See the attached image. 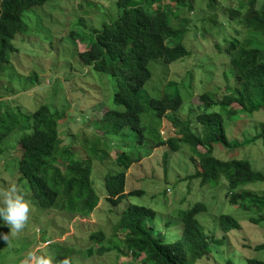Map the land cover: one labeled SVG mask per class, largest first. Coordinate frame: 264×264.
Returning a JSON list of instances; mask_svg holds the SVG:
<instances>
[{"label": "rangeland", "instance_id": "1", "mask_svg": "<svg viewBox=\"0 0 264 264\" xmlns=\"http://www.w3.org/2000/svg\"><path fill=\"white\" fill-rule=\"evenodd\" d=\"M195 2L194 9H190L187 5L175 6L169 0H160L161 8L171 10L174 26L184 20L185 25L193 27L182 40L189 55L171 64H165L160 59L151 62V78L141 90L142 100L146 102L159 99L168 82L178 85L183 103L174 116L187 121L191 128L197 127L195 117L202 104L200 94L211 93L219 101L224 96L229 82L225 73L232 69L224 54L217 49L227 47V40L234 37L233 29L242 31L238 25L235 27L233 21L228 24L230 0H220L215 10L207 7V0ZM117 14L115 0H49L42 6L26 10L22 16L25 30L15 36L16 50L1 73L0 87H3V92L0 93V100H5L10 106H20L27 113L42 104L52 111H58L63 115L58 131L65 143L70 135L93 137L96 125L101 123L103 113L111 106L115 82L109 75L83 65L77 51L79 48L83 50L89 43L93 30L99 29L103 22L112 21ZM212 15H216L213 18L215 25L203 21ZM201 28L206 29L204 36L200 34ZM72 34L80 36L81 40L77 41ZM240 36H243V32ZM31 75L33 80L29 79ZM4 89H8L7 94ZM150 113L141 118L147 133H154L158 129L165 139L176 136L177 129L167 120L153 116L151 121L148 117ZM263 121L264 114L226 118V134L233 147L227 149L216 145L214 156L223 161H248L253 170L264 174V146L261 142L239 148L234 146L252 138L258 124ZM96 132L101 133L99 129ZM128 132L130 135L127 137L113 135L116 148L109 151L101 162L95 161L91 166V181L99 203L93 213L85 218L58 209H44L37 205L27 187L21 188L17 182L20 177V145L15 140L24 133L22 129L15 130L1 143L0 147H4L5 152L0 155V190L16 186L29 201L30 213L23 229L10 234L7 242L0 240V245H3L0 248V264H38L41 259H47L49 264H58L51 254H55L59 247L72 250L74 264H142V257L136 260L122 246V233L113 232L112 227L120 214L129 205L154 210L153 225L157 230L165 231L166 241L172 242L182 234L178 213L188 210L197 202H203L208 208L206 213L197 216V220L217 240L222 242L224 238V244L215 245L209 259L199 260L195 264H248L249 258L264 261V250H253L264 243V221L257 225L251 223L250 219L259 216L230 204L224 178H220L215 187L201 186L198 181H185L184 178L194 172L187 146L182 145L178 152H171L162 146L146 155L147 142L137 144L136 134ZM117 148L119 152L125 151L132 157H143L127 170L124 185L125 194L135 190H141L142 194L126 195L117 205H112L107 200L103 177L104 173L106 176L121 171L114 163ZM164 154L166 162L163 160ZM243 188L264 195V185L239 187ZM221 214L232 216L239 222L240 229L223 232L217 223ZM261 215L264 216V212ZM8 231L7 226L0 224V232ZM99 231L105 234L103 241L89 239L91 234ZM100 245L110 251L97 254L96 249Z\"/></svg>", "mask_w": 264, "mask_h": 264}, {"label": "trees", "instance_id": "2", "mask_svg": "<svg viewBox=\"0 0 264 264\" xmlns=\"http://www.w3.org/2000/svg\"><path fill=\"white\" fill-rule=\"evenodd\" d=\"M47 1L0 0V80L5 65L9 64L11 54L16 50L14 38L25 30L22 20L24 12ZM169 1L175 6L187 5L190 9H194L196 3V0ZM219 1L207 0V7L215 10L220 5ZM159 2L115 0L117 17L93 30L89 43L83 50L79 48L77 51L83 65L109 75L115 82L111 106L106 108L101 123L96 125V131L99 129L102 134L94 131V138L70 135L65 143L58 131L59 123L63 120V115L58 111H52L42 104L27 113L20 106H10L5 100H0V145L15 130L22 129L24 133L15 140L20 145V177L17 182L21 188L27 187L37 205L44 209H58L83 218L89 217L99 203L91 181V166L95 161L101 162L109 151L116 148L113 135L127 137L130 135L128 131L136 134L137 144L147 142L146 155L162 146L171 152H178L185 145L189 149V161L194 172L184 180L215 187L219 179L224 178L230 204L258 215L257 219H250L251 223L257 225L264 221L261 215L264 212V195L239 187L264 185V174L253 170L248 161L220 160L214 156V149L216 145L227 149L233 147L226 134V118L264 114V0H230L228 24L233 21L235 27L238 25L242 31L233 29L234 37L227 40V47L217 49L224 54L232 69L225 73L229 82L220 101L211 93L200 94L202 104L195 117L197 127H192L194 131L187 121L174 116L183 103L178 85L174 82H168L159 99L144 102L141 97L143 86L151 78V62L160 59L165 64H171L189 55L182 40L193 27L185 25L184 20L174 26L171 10L161 8ZM215 16L206 17L203 21L215 25ZM201 29L204 31L201 32ZM201 29L200 34L204 36L206 29ZM72 35L77 41L81 40L80 36ZM29 79L33 80V76ZM4 90L7 94L8 89ZM1 92L3 87H0ZM149 112V119L155 116L159 120H167L177 129L176 136L165 139L158 129L154 133H147L141 118ZM256 142L264 146V121L258 124L252 138L234 146L239 148ZM4 152L5 148L0 147V155ZM117 152L114 163L121 171L106 176L104 173L103 177L107 200L112 205H117L126 195L142 194L141 190L125 194L124 185L127 170L143 157H132L125 151ZM163 160L166 162V154ZM207 211L206 204L197 202L188 210L179 212L182 234L172 242L166 241L165 231H159L153 225L155 211L143 206L129 205L112 228L114 234L122 233V246L131 257L136 260L142 257V264H195L199 260L209 259L215 245L224 244V238L222 242L217 240L197 220L199 214ZM217 223L225 233L240 229L239 222L228 214L219 215ZM104 238L102 231L89 237L98 242ZM253 250H264V243ZM107 251L110 250L102 245L96 249L100 255ZM72 253L70 248L59 247L51 256L58 264H62L64 259L74 264ZM247 262L264 264V261L255 258H249Z\"/></svg>", "mask_w": 264, "mask_h": 264}, {"label": "clouds", "instance_id": "3", "mask_svg": "<svg viewBox=\"0 0 264 264\" xmlns=\"http://www.w3.org/2000/svg\"><path fill=\"white\" fill-rule=\"evenodd\" d=\"M29 213L30 203L16 186L0 190V224L9 228L7 233L0 232V240L7 242L10 234L14 235L23 229ZM38 264H49V261L41 259ZM62 264H69V261L64 259Z\"/></svg>", "mask_w": 264, "mask_h": 264}]
</instances>
